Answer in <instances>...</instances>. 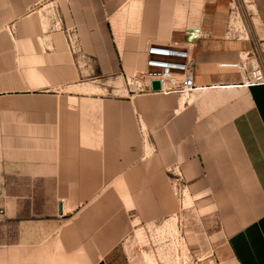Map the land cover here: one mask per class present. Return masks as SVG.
I'll list each match as a JSON object with an SVG mask.
<instances>
[{
    "label": "crops",
    "instance_id": "1",
    "mask_svg": "<svg viewBox=\"0 0 264 264\" xmlns=\"http://www.w3.org/2000/svg\"><path fill=\"white\" fill-rule=\"evenodd\" d=\"M223 1L181 0L175 34L154 0H0V264H114L131 227L169 216L173 175L219 215L224 264H264V86L228 66L246 47ZM245 2L264 34V0ZM151 43L194 50L189 100L82 89L136 74Z\"/></svg>",
    "mask_w": 264,
    "mask_h": 264
},
{
    "label": "rangeland",
    "instance_id": "2",
    "mask_svg": "<svg viewBox=\"0 0 264 264\" xmlns=\"http://www.w3.org/2000/svg\"><path fill=\"white\" fill-rule=\"evenodd\" d=\"M223 2L227 9L225 32H228L224 35L239 43L245 40L243 59L255 64V58L264 50V44H260L262 42L260 38H264V34H257L259 22L256 25L254 19L252 20V10L246 7V2L245 7L242 0ZM153 11L156 26L163 30L173 28V33L177 34L180 26L184 28L185 23L190 22L187 14L193 11V8H189L188 4L181 0H154ZM82 89L122 96L127 90H138L139 87L128 76L114 82L86 81ZM185 98L190 99L191 95ZM142 128V135L145 138L143 125ZM170 188L169 216L131 227L130 232L113 253L114 264H150L149 260L154 264H224V258L227 256L225 244L227 234L217 212L210 209V203L205 202L206 197L195 199L191 196L193 198L191 203L186 197L183 200L188 190L182 178L173 175L170 179Z\"/></svg>",
    "mask_w": 264,
    "mask_h": 264
},
{
    "label": "built area",
    "instance_id": "3",
    "mask_svg": "<svg viewBox=\"0 0 264 264\" xmlns=\"http://www.w3.org/2000/svg\"><path fill=\"white\" fill-rule=\"evenodd\" d=\"M144 68L130 78L139 90L150 89L151 80H158L160 89L157 92L176 93L179 97H187L201 89L195 83V74L191 48L178 44L151 43L145 48ZM240 74H244L243 84L246 86H264V50L255 58V64L240 58L231 64ZM3 210L0 209V218Z\"/></svg>",
    "mask_w": 264,
    "mask_h": 264
},
{
    "label": "water",
    "instance_id": "4",
    "mask_svg": "<svg viewBox=\"0 0 264 264\" xmlns=\"http://www.w3.org/2000/svg\"><path fill=\"white\" fill-rule=\"evenodd\" d=\"M192 54H194V50H192ZM150 89L152 91H158L160 89V83L158 80H151Z\"/></svg>",
    "mask_w": 264,
    "mask_h": 264
},
{
    "label": "bare ground",
    "instance_id": "5",
    "mask_svg": "<svg viewBox=\"0 0 264 264\" xmlns=\"http://www.w3.org/2000/svg\"><path fill=\"white\" fill-rule=\"evenodd\" d=\"M228 66H231V64H229ZM146 258H147V257H146ZM147 261H148V260H147ZM148 262H150V264H154V263H153L152 261H150V260H149Z\"/></svg>",
    "mask_w": 264,
    "mask_h": 264
}]
</instances>
